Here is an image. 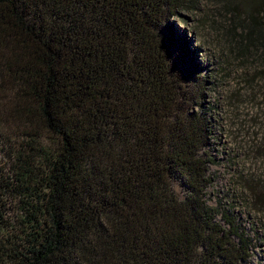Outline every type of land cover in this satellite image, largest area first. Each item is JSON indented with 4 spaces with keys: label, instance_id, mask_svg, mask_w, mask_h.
Returning <instances> with one entry per match:
<instances>
[{
    "label": "trees",
    "instance_id": "16d2710c",
    "mask_svg": "<svg viewBox=\"0 0 264 264\" xmlns=\"http://www.w3.org/2000/svg\"><path fill=\"white\" fill-rule=\"evenodd\" d=\"M178 11L264 80V0H0V264L247 262L206 200L207 82Z\"/></svg>",
    "mask_w": 264,
    "mask_h": 264
},
{
    "label": "rangeland",
    "instance_id": "374dc122",
    "mask_svg": "<svg viewBox=\"0 0 264 264\" xmlns=\"http://www.w3.org/2000/svg\"><path fill=\"white\" fill-rule=\"evenodd\" d=\"M201 19L199 14L178 11L168 23L199 66L197 76L208 83L201 87L204 110L211 117L207 153L213 160L206 200L219 225L232 230L227 223L233 222L249 239L250 257L244 264H264V205L256 201L252 179L262 169V163L255 162L254 147L264 136V80L254 78L251 60L247 66V59L229 50V38L217 35L215 27ZM174 189L184 197L179 181Z\"/></svg>",
    "mask_w": 264,
    "mask_h": 264
}]
</instances>
